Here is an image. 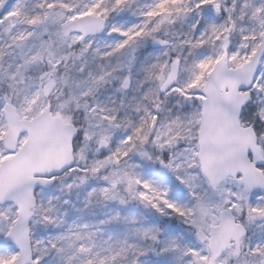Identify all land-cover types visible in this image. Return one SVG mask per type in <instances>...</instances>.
<instances>
[{
	"label": "snow or ice",
	"instance_id": "obj_1",
	"mask_svg": "<svg viewBox=\"0 0 264 264\" xmlns=\"http://www.w3.org/2000/svg\"><path fill=\"white\" fill-rule=\"evenodd\" d=\"M0 264H264V0H0Z\"/></svg>",
	"mask_w": 264,
	"mask_h": 264
}]
</instances>
